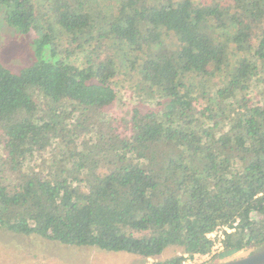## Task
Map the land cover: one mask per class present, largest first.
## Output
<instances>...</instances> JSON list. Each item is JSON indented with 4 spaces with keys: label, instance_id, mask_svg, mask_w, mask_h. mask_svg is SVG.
Masks as SVG:
<instances>
[{
    "label": "trees",
    "instance_id": "trees-1",
    "mask_svg": "<svg viewBox=\"0 0 264 264\" xmlns=\"http://www.w3.org/2000/svg\"><path fill=\"white\" fill-rule=\"evenodd\" d=\"M0 7L37 35L32 65L0 63V230L154 264L219 227L218 258L264 242V0Z\"/></svg>",
    "mask_w": 264,
    "mask_h": 264
},
{
    "label": "rangeland",
    "instance_id": "rangeland-1",
    "mask_svg": "<svg viewBox=\"0 0 264 264\" xmlns=\"http://www.w3.org/2000/svg\"><path fill=\"white\" fill-rule=\"evenodd\" d=\"M36 38L35 32L24 35L9 26L5 20V8L0 7V63L3 66L18 73L32 65L37 60ZM43 56L49 60L51 49H46ZM69 61L75 66H81L80 59L71 58ZM119 97L117 110L130 109L138 103L126 89L119 91ZM181 254L180 248H170L166 250L162 260ZM235 254L223 258L234 257ZM156 261L127 252L66 246L37 236H23L0 230V264H154Z\"/></svg>",
    "mask_w": 264,
    "mask_h": 264
},
{
    "label": "built area",
    "instance_id": "built-area-1",
    "mask_svg": "<svg viewBox=\"0 0 264 264\" xmlns=\"http://www.w3.org/2000/svg\"><path fill=\"white\" fill-rule=\"evenodd\" d=\"M234 229H229L228 227H219L211 233L207 234L213 246L207 254H196L193 257L185 255V260L182 264H203L206 262L216 260L221 254L224 253V240L225 233H232Z\"/></svg>",
    "mask_w": 264,
    "mask_h": 264
},
{
    "label": "water",
    "instance_id": "water-1",
    "mask_svg": "<svg viewBox=\"0 0 264 264\" xmlns=\"http://www.w3.org/2000/svg\"><path fill=\"white\" fill-rule=\"evenodd\" d=\"M235 254V253H234ZM234 257L220 258L203 264H264V242L244 248Z\"/></svg>",
    "mask_w": 264,
    "mask_h": 264
}]
</instances>
